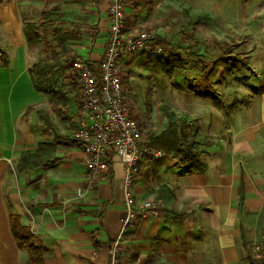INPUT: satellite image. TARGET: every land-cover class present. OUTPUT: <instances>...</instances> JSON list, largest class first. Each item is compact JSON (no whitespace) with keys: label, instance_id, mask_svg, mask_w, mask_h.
<instances>
[{"label":"crops","instance_id":"obj_1","mask_svg":"<svg viewBox=\"0 0 264 264\" xmlns=\"http://www.w3.org/2000/svg\"><path fill=\"white\" fill-rule=\"evenodd\" d=\"M125 3L129 23L152 21L160 5ZM108 5L109 0H0V48L9 59L8 67L0 63V264H31L13 236L12 214L45 248L44 264H109L126 217L125 165L112 152L108 180L87 189L84 154L75 140L79 88L68 79L71 60L62 94L50 101L34 86L35 53L23 29L25 19L37 24L36 14L54 11L60 16L55 28L76 35L68 42L71 57L99 65L109 36ZM246 36L249 49L238 60L205 57L201 47L208 63L205 69L200 65V83L185 78L192 87L186 97L168 101L198 126L197 151L206 169L187 170L164 154L143 158L133 194L139 201L160 199L164 209L127 227L122 264H252L248 251L264 242V33ZM141 54L123 59L126 95L135 94L130 70L145 58ZM231 61L236 64L224 72ZM42 144L53 148L43 165L19 172L22 154H35Z\"/></svg>","mask_w":264,"mask_h":264},{"label":"built area","instance_id":"obj_2","mask_svg":"<svg viewBox=\"0 0 264 264\" xmlns=\"http://www.w3.org/2000/svg\"><path fill=\"white\" fill-rule=\"evenodd\" d=\"M125 6V0H109V36L99 65L80 57L70 61L72 74H77L80 83L75 138L84 154L87 189L108 180V158L112 152L126 169L123 183L126 217L111 246L109 264H122L121 238L127 227L139 218L159 215L164 208L160 199L139 201L133 194L140 162L149 155L160 158L163 153L145 146L143 142L141 124L127 99L122 63L125 57L143 52L161 55L163 48L157 42L150 43L146 30L129 27ZM253 255L264 264V242L253 247Z\"/></svg>","mask_w":264,"mask_h":264},{"label":"rangeland","instance_id":"obj_3","mask_svg":"<svg viewBox=\"0 0 264 264\" xmlns=\"http://www.w3.org/2000/svg\"><path fill=\"white\" fill-rule=\"evenodd\" d=\"M159 1L160 5L156 7V9L158 8V14L152 21L133 23H129L127 21V24L130 28L133 27L134 29H140L141 31L146 30L150 36V43L157 42L160 46H162L163 52H166V54H168L169 51L157 41V38L170 40L171 32L180 27H186L184 33L188 36L194 37L200 42V45L204 50L205 57L210 56L211 58H215V60L218 57V61H220L219 57L224 54H230L237 57H239V55L240 57L243 56L242 52L249 49V45L246 43L247 32L264 33V0ZM185 10L188 14H184ZM189 16L191 20L201 18L204 21L196 26L197 31H193L191 27L187 26L190 20L188 18ZM50 17L49 19L54 20L53 16ZM35 18L37 20V24H42V22L45 21V19L42 21L43 16L41 13L36 14ZM56 24L57 21H55L53 28H55ZM135 24L138 26H134ZM39 28L38 34L43 36L45 33L44 26H39ZM45 36V41L40 42L38 45H32V51L35 53L33 65L41 62L49 63L52 66H55L58 61H62L63 63L66 54H63L59 48H56L53 33L49 32L45 34ZM259 40L260 38L256 39V41ZM241 41H244V43L239 45ZM171 44L174 48L180 50L179 54L183 62V67L175 74V76L168 78L162 74L157 75L152 69L148 70V56L158 55H149L147 52H143V54H148V56L144 54L145 58L141 59L142 62L137 63L138 65L136 64L134 71L130 70V73L133 76L132 83L133 88L135 89V94L133 92H128L127 99L129 104L132 105L130 107L133 114L141 124L144 144L146 143V139L150 132H156L164 129L165 123L168 121L166 115L169 113L173 112L177 119L185 118V116H187L184 112L174 109L168 103V101L173 98L182 100L186 97V93L184 91L190 90L192 87L190 85H184V79L192 77L191 79L193 81L200 83V72L202 67L194 59H192L187 52H185L188 45L185 42L184 36L181 33H177L175 38L171 40ZM55 54H58V58L56 59L54 56ZM143 54H141V56ZM135 56L137 57V55ZM135 56L133 57L136 58ZM74 58L77 57L72 56L70 60L72 61ZM235 64V61H231L228 64L223 65L225 69L224 72L228 71L227 69L230 65L234 66ZM68 70V72H70V77L68 78L70 80L69 82L74 84L72 81H77L78 83L77 74H72V68V71L70 69ZM188 75H190V77ZM126 76L128 77V74H125V78ZM63 79H65L64 76L61 77V81ZM125 87L126 90H129L126 81ZM77 88H80V83H78ZM193 88L197 90L201 89L199 86ZM129 97L132 99H129ZM142 118L146 121L141 122L140 119ZM153 127H155V130L152 129ZM257 244L258 243H255L254 246Z\"/></svg>","mask_w":264,"mask_h":264},{"label":"trees","instance_id":"obj_4","mask_svg":"<svg viewBox=\"0 0 264 264\" xmlns=\"http://www.w3.org/2000/svg\"><path fill=\"white\" fill-rule=\"evenodd\" d=\"M184 14H188V12L185 10ZM42 16L43 19H45L42 24L29 22L25 19L23 22V29L27 42L30 45H38L40 42L45 41V34L52 32L56 48H59L63 54H66L63 63L62 61H58L59 63L57 62L55 66H52L49 63L41 62L33 65L31 69V77L36 90L45 93L49 97L50 101H54V99H56L55 96L62 94L64 90V86L61 83V77H63L66 69H68L67 63L69 59L72 58L70 57L71 48L68 42L74 41L77 38L73 33L64 31L63 29L53 28L55 21L59 22L58 20H60V16H56L54 11H44ZM50 16H53L54 20L49 19ZM188 18L190 19V16ZM203 22L204 21L201 18H196L195 20L190 19L187 26L191 27L193 31H197L196 26ZM41 25L44 26L45 33L43 36L38 34L40 29L39 26L42 27ZM185 30L186 27H180L173 30L171 32L170 40L157 38V41L169 51V53L166 55L165 52H163V54L158 56H151L150 54V56H148L150 68L157 75L164 74L168 77H173L183 67V62L179 54L180 50L174 48L171 44V40L175 38L177 33H181L184 36L185 42L188 45V47L185 49V52H187L188 55L204 69L206 68L208 60L201 54L200 42L194 37L186 35L184 33ZM57 55H54L55 59L58 58ZM219 59L227 62L230 59L238 60V57L230 54H224L219 57ZM0 63L5 67L9 66L8 56L1 48ZM74 82L75 86H77V81ZM41 117L43 120H47L42 115ZM167 119L168 125L166 129L160 134L150 132L146 139L145 146L154 150L162 151L165 156L175 159L177 164L187 170L205 171L206 167L201 164L199 159L200 154L197 151V146L199 144L197 141L198 126L189 119L187 120V117L177 119L173 112L167 115ZM55 135L57 140L64 141L67 139L61 134ZM75 140L79 142L78 139ZM52 149V146L42 144L39 146V149L35 154H22L17 165L18 171L24 172L28 169L37 168L43 165L45 158L51 153ZM239 205L240 208H242L243 196L240 197ZM11 230L16 240L17 246L20 249L27 250L31 264H44L43 253L45 248L38 244L34 234L28 227L21 224L20 217L16 214L11 215ZM248 255L252 264H261L254 257L252 251L250 252L249 250Z\"/></svg>","mask_w":264,"mask_h":264}]
</instances>
